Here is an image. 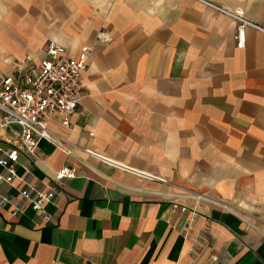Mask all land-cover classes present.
Returning a JSON list of instances; mask_svg holds the SVG:
<instances>
[{
    "label": "crops",
    "instance_id": "1",
    "mask_svg": "<svg viewBox=\"0 0 264 264\" xmlns=\"http://www.w3.org/2000/svg\"><path fill=\"white\" fill-rule=\"evenodd\" d=\"M50 40L88 64L70 125L0 166V264H264V0H0V80Z\"/></svg>",
    "mask_w": 264,
    "mask_h": 264
},
{
    "label": "built area",
    "instance_id": "2",
    "mask_svg": "<svg viewBox=\"0 0 264 264\" xmlns=\"http://www.w3.org/2000/svg\"><path fill=\"white\" fill-rule=\"evenodd\" d=\"M223 11L236 22L235 39L237 47L241 48L244 44V29L253 24L244 18L240 9ZM96 40L108 44L112 37L107 29L101 27ZM44 53V58L36 67L18 69L15 75L3 76L0 80V130L11 125L20 129L18 141L5 142L7 147L0 148V166L7 172L4 177L7 183L15 176L19 153L33 157L41 141H52L47 128V116L51 113L60 114L62 125L68 127L77 107L81 76L87 68L90 48L83 45L75 56H69L62 45L50 40L46 43ZM61 149L69 152L65 148ZM75 176L73 167L63 166L56 173L57 180L73 179ZM31 192L34 195L29 198ZM55 192L56 186L44 191L29 187L21 190L20 195L24 200L30 199L34 210L43 212L44 204L50 201ZM6 202L7 197H0V206Z\"/></svg>",
    "mask_w": 264,
    "mask_h": 264
}]
</instances>
